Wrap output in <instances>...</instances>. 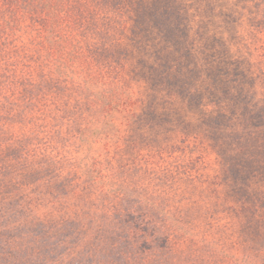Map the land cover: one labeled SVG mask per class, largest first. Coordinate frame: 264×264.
I'll use <instances>...</instances> for the list:
<instances>
[{
	"label": "trees",
	"instance_id": "trees-1",
	"mask_svg": "<svg viewBox=\"0 0 264 264\" xmlns=\"http://www.w3.org/2000/svg\"><path fill=\"white\" fill-rule=\"evenodd\" d=\"M192 2L0 0V120L5 121L0 125V188L16 187L28 176L44 183L55 177L51 184L59 189L73 186L75 179L82 180L74 185L81 187L88 176L96 188L99 182L107 187L117 180L115 167L121 172H147V167L136 168V156L150 155L138 147L140 143L151 145L154 156L163 159L184 150L193 139L188 151L200 159L211 138H217L214 148L219 154L231 152L230 171L236 177L247 170L264 179L261 107L245 113L234 108L215 114L209 109L197 121L205 138L184 132L180 143L168 145L166 152L157 145L166 130L177 127L172 112L202 109L205 102L202 83L195 79L196 65L171 60L180 53L177 43L164 48L159 41L154 51L149 43L155 30L160 37L165 35L158 22L173 16L182 19ZM115 6L119 8L114 10ZM181 19L176 20L178 29ZM126 35L132 40L127 43L131 62L129 50L122 48ZM191 54L192 47L181 53L187 60ZM142 78L152 87L144 96L137 89ZM227 88L224 84L230 104L243 102L239 93L230 94ZM173 102L177 108L165 111ZM188 159L192 162L191 156ZM256 194V203L250 197L252 203L242 211L251 221L246 227L253 224L256 264H264V189ZM123 214L119 220L127 223ZM143 231L147 234V229ZM107 232L103 230L102 236L109 245ZM116 233V242L107 248L114 256L119 241L127 252L130 243L133 250L139 248L138 231ZM125 235L129 241H124ZM64 264L78 263L68 258Z\"/></svg>",
	"mask_w": 264,
	"mask_h": 264
},
{
	"label": "rangeland",
	"instance_id": "rangeland-1",
	"mask_svg": "<svg viewBox=\"0 0 264 264\" xmlns=\"http://www.w3.org/2000/svg\"><path fill=\"white\" fill-rule=\"evenodd\" d=\"M184 15L180 29L175 16L158 22L164 26L165 39L155 30L149 43L153 51L161 44L171 48L177 43L180 53L171 60L196 65L195 79L202 83L205 102L202 109L172 112L177 127L166 130L157 143L165 152L168 145L180 143L184 132L205 138L197 121L209 109L216 114L264 108V0H193ZM151 24L154 30L155 22ZM130 38L124 36L122 43L129 50L128 62L133 61ZM186 47H192L189 60L181 55ZM224 84L243 102L230 104ZM151 88L143 78L137 87L143 96ZM170 106L165 111L177 108L174 102ZM4 123L0 120V125ZM216 140L209 139L200 159L188 151L193 139L184 150L163 159L154 156L151 145L140 143L138 147L150 155L136 156V168L147 167V172H121L115 167L117 180L107 187L99 182L96 188L88 176L81 187L74 186L82 182L75 179L73 186L59 189L51 184L55 177L44 183L28 176L16 187L0 188V264H64L68 258L78 264H256L253 224L246 227L251 221L242 207L256 203L264 179L247 170L236 177L230 171L231 152L219 154ZM123 213L127 223L119 220ZM116 228L138 231L139 248L133 250L130 243L127 252L119 241L114 244L116 256L110 253L107 248L119 234ZM103 230L108 231L109 245Z\"/></svg>",
	"mask_w": 264,
	"mask_h": 264
}]
</instances>
